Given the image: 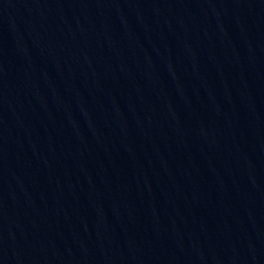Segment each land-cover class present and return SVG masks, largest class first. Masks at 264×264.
<instances>
[{
  "label": "water",
  "instance_id": "95a60500",
  "mask_svg": "<svg viewBox=\"0 0 264 264\" xmlns=\"http://www.w3.org/2000/svg\"><path fill=\"white\" fill-rule=\"evenodd\" d=\"M0 264H264V0H0Z\"/></svg>",
  "mask_w": 264,
  "mask_h": 264
}]
</instances>
